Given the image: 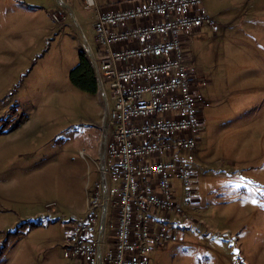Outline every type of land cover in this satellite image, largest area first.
<instances>
[{
    "label": "rangeland",
    "instance_id": "obj_1",
    "mask_svg": "<svg viewBox=\"0 0 264 264\" xmlns=\"http://www.w3.org/2000/svg\"><path fill=\"white\" fill-rule=\"evenodd\" d=\"M137 1L0 0V264L72 262L64 244L101 179L107 104L70 74L81 52L94 67L97 11ZM203 3L215 24L181 32L204 100L187 211L201 225L176 228L150 262L264 264V0Z\"/></svg>",
    "mask_w": 264,
    "mask_h": 264
},
{
    "label": "built area",
    "instance_id": "obj_2",
    "mask_svg": "<svg viewBox=\"0 0 264 264\" xmlns=\"http://www.w3.org/2000/svg\"><path fill=\"white\" fill-rule=\"evenodd\" d=\"M214 24L203 0H141L97 11L94 70L112 106L100 125L106 132L101 179L86 213L70 220L64 244L70 264H151L157 246L178 240L176 228L201 225L187 211L193 176L202 168L196 134L204 100L192 90L195 71L184 57L181 32ZM184 150L188 157L180 156Z\"/></svg>",
    "mask_w": 264,
    "mask_h": 264
},
{
    "label": "trees",
    "instance_id": "obj_3",
    "mask_svg": "<svg viewBox=\"0 0 264 264\" xmlns=\"http://www.w3.org/2000/svg\"><path fill=\"white\" fill-rule=\"evenodd\" d=\"M98 53L99 49L96 54L98 55ZM70 79L74 85L86 92L92 94L98 92V83L94 67L84 52H81L80 63L72 70Z\"/></svg>",
    "mask_w": 264,
    "mask_h": 264
},
{
    "label": "crops",
    "instance_id": "obj_4",
    "mask_svg": "<svg viewBox=\"0 0 264 264\" xmlns=\"http://www.w3.org/2000/svg\"><path fill=\"white\" fill-rule=\"evenodd\" d=\"M64 4V7H66V8H70L71 6H70V4L69 3H63ZM133 4L134 3H131V4H125V7H129V6H133ZM72 5V4H71ZM111 5V7L109 8V9H121V8H124V7H120V6H118V7H116L115 5L114 6H112V4H110ZM73 6V5H72ZM175 219H177V217L175 218ZM184 226V225H183ZM183 226L181 227V228H183Z\"/></svg>",
    "mask_w": 264,
    "mask_h": 264
},
{
    "label": "bare ground",
    "instance_id": "obj_5",
    "mask_svg": "<svg viewBox=\"0 0 264 264\" xmlns=\"http://www.w3.org/2000/svg\"><path fill=\"white\" fill-rule=\"evenodd\" d=\"M92 59L94 60V58L92 57ZM97 83H98V87L99 89L103 92L102 90V84H101V80H97ZM105 96V94H104ZM106 104H107V108H110V101H106ZM106 114V113H105Z\"/></svg>",
    "mask_w": 264,
    "mask_h": 264
}]
</instances>
